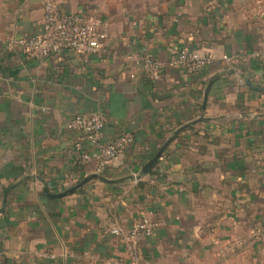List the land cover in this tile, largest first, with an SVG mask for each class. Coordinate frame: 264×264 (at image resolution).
<instances>
[{"label":"crops","instance_id":"obj_1","mask_svg":"<svg viewBox=\"0 0 264 264\" xmlns=\"http://www.w3.org/2000/svg\"><path fill=\"white\" fill-rule=\"evenodd\" d=\"M46 1L0 0V264H132L112 230L150 214L140 264H264V0H54L103 23L105 53L9 47L43 32ZM182 49L213 63L188 73L171 63ZM98 112L102 139L128 143L101 171L77 168L67 124Z\"/></svg>","mask_w":264,"mask_h":264},{"label":"built area","instance_id":"obj_2","mask_svg":"<svg viewBox=\"0 0 264 264\" xmlns=\"http://www.w3.org/2000/svg\"><path fill=\"white\" fill-rule=\"evenodd\" d=\"M207 10L217 9L222 0H205ZM109 38L106 27L100 20L81 14H61L54 0H47L44 7L43 32L34 36L11 41L9 47H19L31 58H45L60 51L69 50L79 56H101L105 53V42ZM224 60L231 61L225 56ZM174 66L188 73H197L213 63V57L190 49L180 50L172 59ZM142 68L149 80H160L164 65L152 55L144 56ZM107 116L102 112L75 115L67 128L77 135L71 152L78 154L81 164L96 163L98 170L106 168L118 160L128 143V135H122L112 141H104L102 132ZM156 222L152 216L144 215L124 231L120 227L112 230L119 243L126 248L132 264H140L138 243L154 235Z\"/></svg>","mask_w":264,"mask_h":264},{"label":"water","instance_id":"obj_3","mask_svg":"<svg viewBox=\"0 0 264 264\" xmlns=\"http://www.w3.org/2000/svg\"><path fill=\"white\" fill-rule=\"evenodd\" d=\"M201 122V119L193 121L189 124H186L185 126L179 128L176 132H174V134L163 144V146L160 148V150L157 152V154L144 166V168L141 170L140 174L136 177H134L135 179H140L143 176H145L146 174H148L151 170H153V168L156 166V164L158 163V161L160 160V158L162 157V155L164 154V152L166 151V149L170 146V144L176 139V137L181 134L182 132H184L185 130L191 128L193 125L197 124ZM101 179L104 180V178L98 176V175H93L90 176L86 179H84L81 183H79L76 187L70 189L67 192H64L63 194H61V196H66L67 194L73 193L76 189L80 188L81 186H83L84 184H86L87 182L94 180V179ZM45 192L48 194V189H45ZM1 213V212H0Z\"/></svg>","mask_w":264,"mask_h":264},{"label":"trees","instance_id":"obj_4","mask_svg":"<svg viewBox=\"0 0 264 264\" xmlns=\"http://www.w3.org/2000/svg\"><path fill=\"white\" fill-rule=\"evenodd\" d=\"M152 81V80H151ZM86 164H81V162H79V161H77L76 162V164H75V166L77 167V168H84V166H85Z\"/></svg>","mask_w":264,"mask_h":264}]
</instances>
